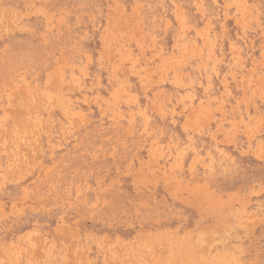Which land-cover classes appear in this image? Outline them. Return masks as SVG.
I'll return each mask as SVG.
<instances>
[{"label": "rangeland", "instance_id": "374dc122", "mask_svg": "<svg viewBox=\"0 0 264 264\" xmlns=\"http://www.w3.org/2000/svg\"><path fill=\"white\" fill-rule=\"evenodd\" d=\"M0 264H264V0H0Z\"/></svg>", "mask_w": 264, "mask_h": 264}]
</instances>
